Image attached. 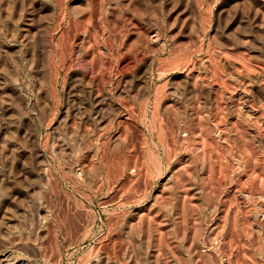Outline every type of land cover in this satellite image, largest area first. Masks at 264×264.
Listing matches in <instances>:
<instances>
[{
  "label": "rangeland",
  "instance_id": "1",
  "mask_svg": "<svg viewBox=\"0 0 264 264\" xmlns=\"http://www.w3.org/2000/svg\"><path fill=\"white\" fill-rule=\"evenodd\" d=\"M0 264H264V0H0Z\"/></svg>",
  "mask_w": 264,
  "mask_h": 264
},
{
  "label": "bare ground",
  "instance_id": "2",
  "mask_svg": "<svg viewBox=\"0 0 264 264\" xmlns=\"http://www.w3.org/2000/svg\"><path fill=\"white\" fill-rule=\"evenodd\" d=\"M243 97H245L244 95H243ZM245 105V104H244ZM241 111H242V114L243 115H245L246 117L245 118H248L249 116H251L253 113H254V111L250 108V107H248V106H243L242 108H241ZM240 111V112H241ZM248 116V117H247ZM252 117V116H251ZM6 263H7V261H6Z\"/></svg>",
  "mask_w": 264,
  "mask_h": 264
}]
</instances>
